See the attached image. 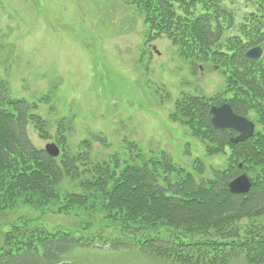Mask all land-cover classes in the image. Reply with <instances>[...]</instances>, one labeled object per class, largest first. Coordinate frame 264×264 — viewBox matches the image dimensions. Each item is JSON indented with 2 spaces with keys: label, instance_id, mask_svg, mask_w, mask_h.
Here are the masks:
<instances>
[{
  "label": "trees",
  "instance_id": "trees-1",
  "mask_svg": "<svg viewBox=\"0 0 264 264\" xmlns=\"http://www.w3.org/2000/svg\"><path fill=\"white\" fill-rule=\"evenodd\" d=\"M247 2L252 9L238 15L229 0L127 1L144 19L145 44L166 37L194 70L211 63L223 71L220 92L183 93L170 116L207 155L229 150L227 166L210 176L199 160L194 173L164 151L147 156L135 142H128V155H100L97 145L109 147L101 133L72 145L73 117H62L53 135V121L39 113L51 94L17 98L0 77V212L23 205L81 218L67 227L28 216L11 223L2 233L0 264H95L93 255L136 258L127 264H264V54L245 57L251 47L264 49V0ZM8 46L0 34V67ZM222 103L254 120L252 137L235 143L236 131L213 126L210 108ZM31 128L61 154L37 147ZM242 171L252 181L245 196L227 187Z\"/></svg>",
  "mask_w": 264,
  "mask_h": 264
},
{
  "label": "rangeland",
  "instance_id": "rangeland-1",
  "mask_svg": "<svg viewBox=\"0 0 264 264\" xmlns=\"http://www.w3.org/2000/svg\"><path fill=\"white\" fill-rule=\"evenodd\" d=\"M127 1L0 0L1 39L9 43L0 77L9 81L17 98L34 100L51 94V103L41 104L39 113L53 121V135L62 117H73L72 145L91 132L102 133L109 147L97 145L95 152L100 155H128V142H135L147 156L164 151L194 173L199 160L205 167L204 176H210L211 169L227 166L229 150L207 155L201 141L170 116L183 93L213 96L220 92L225 87L223 71L211 63L194 70L166 37L145 44L144 19ZM229 3L238 15L252 9L247 0ZM30 132L39 147L54 142L41 139L34 128ZM25 216L50 227L72 226L81 219L21 205L0 212V245L2 233ZM100 256H92L95 264L136 260L133 256H126L130 260L122 255Z\"/></svg>",
  "mask_w": 264,
  "mask_h": 264
},
{
  "label": "water",
  "instance_id": "water-1",
  "mask_svg": "<svg viewBox=\"0 0 264 264\" xmlns=\"http://www.w3.org/2000/svg\"><path fill=\"white\" fill-rule=\"evenodd\" d=\"M263 49L254 47L246 52V57L251 59L261 58ZM210 113L212 115V123L216 128L234 129L239 134L233 139L235 142H241L253 135L255 124L246 117L237 115L228 104L220 106H212ZM47 152L56 157L60 153L59 147L55 143L46 145ZM228 187L232 193L245 195L251 189V181L247 173H242L228 183Z\"/></svg>",
  "mask_w": 264,
  "mask_h": 264
}]
</instances>
